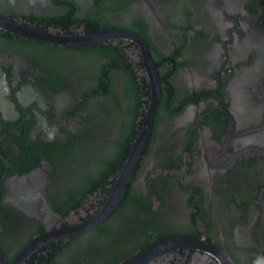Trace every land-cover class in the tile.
<instances>
[{"label": "flooded vegetation", "instance_id": "obj_1", "mask_svg": "<svg viewBox=\"0 0 264 264\" xmlns=\"http://www.w3.org/2000/svg\"><path fill=\"white\" fill-rule=\"evenodd\" d=\"M0 18L128 30L159 79L119 203L30 243L97 212L150 85L130 38L57 44L0 23V264H117L173 233L217 244L234 264H264V0H0ZM148 264L220 263L178 247Z\"/></svg>", "mask_w": 264, "mask_h": 264}, {"label": "water", "instance_id": "obj_2", "mask_svg": "<svg viewBox=\"0 0 264 264\" xmlns=\"http://www.w3.org/2000/svg\"><path fill=\"white\" fill-rule=\"evenodd\" d=\"M3 21V22H2ZM9 20L1 19L0 23L4 25L13 26L14 29L21 31L20 33L35 39L46 40L57 44H83L95 42L101 39H107L112 37H125L130 38L138 43L143 58V64L146 77L150 85V99L149 105L146 109L143 122L138 131L137 136L134 138L133 143L130 146L129 152L123 161L122 168L119 170L115 182L111 186V189L97 212L84 220L76 223L69 224L67 226L58 227L56 229L49 230L39 236H36L30 243L37 242L39 240L46 241L49 238L63 236L75 232L83 227H86L97 220L103 218L108 214L122 199L127 191L130 179L132 177L137 159L144 147L147 133L150 129L151 118L153 108L158 95L159 79L155 69V64L149 57L145 43L135 33L128 30L113 28V27H101L89 31H80L74 33H58L44 28H34L30 26H20L8 22ZM178 247H189L203 250L212 255L220 264H234L228 254L217 244L206 241L203 238H197L188 234H167L159 236L150 241L143 248L138 250L133 255L120 261L117 264H148L154 259L158 258L162 254ZM29 248V246H27ZM26 249V246L25 248Z\"/></svg>", "mask_w": 264, "mask_h": 264}, {"label": "bare ground", "instance_id": "obj_3", "mask_svg": "<svg viewBox=\"0 0 264 264\" xmlns=\"http://www.w3.org/2000/svg\"><path fill=\"white\" fill-rule=\"evenodd\" d=\"M241 229V228H240Z\"/></svg>", "mask_w": 264, "mask_h": 264}]
</instances>
